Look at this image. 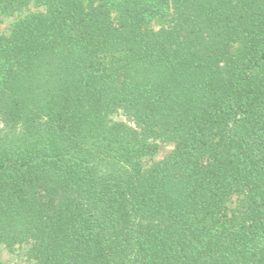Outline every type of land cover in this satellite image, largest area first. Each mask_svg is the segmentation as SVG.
Listing matches in <instances>:
<instances>
[{
    "label": "trees",
    "instance_id": "obj_1",
    "mask_svg": "<svg viewBox=\"0 0 264 264\" xmlns=\"http://www.w3.org/2000/svg\"><path fill=\"white\" fill-rule=\"evenodd\" d=\"M15 16L0 243L35 264H264V0H0Z\"/></svg>",
    "mask_w": 264,
    "mask_h": 264
},
{
    "label": "rangeland",
    "instance_id": "obj_2",
    "mask_svg": "<svg viewBox=\"0 0 264 264\" xmlns=\"http://www.w3.org/2000/svg\"><path fill=\"white\" fill-rule=\"evenodd\" d=\"M38 10H40V8L30 5L28 9L23 12L22 16ZM18 18V16H15L0 19V30L5 34H9ZM118 119H120V117ZM174 147L173 143H161L157 153L150 158L154 161H160L171 153ZM0 261L4 264H35L28 256V247L24 246L15 250H10L3 243H0Z\"/></svg>",
    "mask_w": 264,
    "mask_h": 264
}]
</instances>
